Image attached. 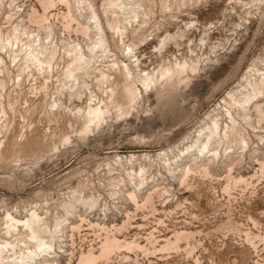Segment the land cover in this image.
I'll return each mask as SVG.
<instances>
[{"label":"rangeland","instance_id":"1","mask_svg":"<svg viewBox=\"0 0 264 264\" xmlns=\"http://www.w3.org/2000/svg\"><path fill=\"white\" fill-rule=\"evenodd\" d=\"M43 7L0 0V264H264V90L244 101L264 77V0H65L39 23ZM31 51L51 68L27 69ZM74 58L88 66L70 76ZM184 64L188 81L139 82ZM126 67L140 99L120 116ZM99 100L109 119L81 135L76 109ZM32 212L41 260L6 230ZM114 236L133 246L101 255Z\"/></svg>","mask_w":264,"mask_h":264},{"label":"bare ground","instance_id":"2","mask_svg":"<svg viewBox=\"0 0 264 264\" xmlns=\"http://www.w3.org/2000/svg\"><path fill=\"white\" fill-rule=\"evenodd\" d=\"M56 1H58V2H65V0H41V4L44 6L43 8H44V11H45V14L44 15H42V16H40V18H39V20H38V22L39 23H45V22H47V16H46V12L50 9V8H52L53 6H54V4H56ZM12 3H14V2H12ZM68 8H69V6H68ZM34 15V14H33ZM38 16V15H37ZM66 17V16H65ZM31 18V17H30ZM33 18V17H32ZM37 18V17H36ZM36 18H34V21L36 20ZM69 18V17H68ZM72 19V18H71ZM31 20H33V19H31ZM73 20V19H72ZM72 20H71V22H72ZM74 21V20H73ZM70 21H69V23H71ZM69 25V27H70V25H72V23L71 24H68ZM81 26V25H80ZM68 27V26H67ZM82 28V27H81ZM87 29V27L85 28V30ZM80 30V29H79ZM78 30V31H79ZM82 30H84V28H82ZM84 30V32H86ZM83 32V31H82ZM83 32V33H84ZM87 33H88V31H87ZM86 34V33H85ZM20 37H21V35H20ZM20 37H18V35H17V37H15L16 39H15V41L16 42H19L20 41ZM21 39H22V37H21ZM1 40V39H0ZM10 41V40H9ZM24 44V43H23ZM22 44V45H23ZM27 44H29V43H27ZM27 44H24L23 46L24 47H26L25 45H27ZM31 45V44H30ZM30 45H28V46H30ZM27 46V47H28ZM23 47V48H24ZM2 49V48H1ZM21 52H23V49H22V47H21V50H20ZM27 51H28V48H27ZM40 51V50H39ZM41 51H43V50H41ZM40 51V52H41ZM32 52H34V51H31V52H29V54L31 53L32 55H33V53ZM35 53V52H34ZM45 52H41V54H44ZM90 53H92V52H90ZM40 54V55H41ZM50 54V53H49ZM52 54V53H51ZM50 54V55H51ZM36 55V56H35ZM38 54H34L32 57H34L33 59H32V57H31V59L30 58H28L29 56H28V52H27V57H26V59H25V64H26V67H27V69H29V67L31 66L30 65V63L32 64L35 60H37V62H39L41 65L39 66V68H38V70H39V72H42V71H44L45 70V72L47 71L46 69L48 68L49 69V67L51 66L50 64L53 62L52 61V59H53V57H51L52 55L54 56V53L51 55V56H48V57H50L49 58V60L48 61H46V60H43L41 57H43V55H41V57L40 56H37ZM45 55V54H44ZM77 55V54H76ZM81 57H83L82 55H80ZM14 57H15V55H14ZM13 57V58H14ZM17 57V56H16ZM74 57V56H73ZM73 57H72V59H73ZM95 57V56H94ZM78 58H80V57H78ZM77 58V60H76V58H74L76 61H77V63H76V61H75V63L74 64H76L75 66H73V68L72 67H70L69 66V68L68 69H70V70H67V75H72L73 76V74H75L77 71H80L81 69L83 70L84 68L86 69L87 68V66H88V61H87V59H85L84 57V60L87 62H85L82 58L81 59H78ZM15 59V58H14ZM54 60V59H53ZM14 62H16L15 60H14ZM72 62V61H71ZM0 64H2V61H1V59H0ZM13 64V63H12ZM87 64V65H86ZM117 64V63H116ZM33 65V64H32ZM115 65V64H114ZM37 66V65H36ZM72 66V65H71ZM86 66V67H85ZM25 67V68H26ZM31 68V67H30ZM51 68V67H50ZM72 68V69H71ZM6 70V69H5ZM23 70V69H22ZM51 70V69H50ZM190 70H191V72H196V68L193 66V67H191L190 68ZM131 70L128 68V67H126L125 69H124V71L122 72L123 73V75H124V79H126V82H125V85H124V87H123V89L120 91V96H119V94H118V96H119V99L118 98H116L117 100H114L112 97L114 96V94H113V92H111V94H110V96H108V98H109V100H110V104L113 106L114 105V108H118L119 109V112L121 113L120 114V116L121 115H124V114H127L130 110H133V108L135 107V105L138 103V101H139V99H140V95H139V93H138V90H137V88L135 89V87L136 86H133V84H130V83H132V82H130L128 79H129V75H130V78L132 77L131 75V72H130ZM69 72V73H68ZM144 72V71H143ZM50 73H51V71H50ZM186 73H187V65L186 64H184V65H182V66H179V68H177V69H172V68H167V69H165V70H163L162 71V73H161V78L159 79H156V77H155V79H154V77H152V76H150L149 74H145L144 76L142 75L141 76V78H140V80H139V82H141V85L143 86V88H146V90H148L152 85H156V84H158L159 83V81L161 82V81H173L174 79H177L179 82H185V81H188V76L186 75ZM101 74H103V73H101ZM100 74V75H101ZM66 75V76H67ZM140 77V76H139ZM69 78H71V77H69ZM109 79V77H108V75H101V78H100V80H102V81H104V82H107V80ZM139 79V78H138ZM46 81V80H45ZM101 81V82H102ZM130 83H129V82ZM158 83H157V82ZM6 82V81H5ZM5 82L3 81V80H1V78H0V91L1 90H4L5 88H6V85H5ZM100 82V83H101ZM134 82V81H133ZM163 82V83H164ZM103 83V82H102ZM127 83V84H126ZM104 84H107V83H104ZM162 84V83H161ZM46 85V84H45ZM263 90H264V77H263V79L261 80V82L260 83H257L256 84V87L254 86L253 87V89H252V91H253V93H252V95H250L246 100H244L245 101V104L247 105V103L250 105L251 104V102L253 101V100H256V99H259V97H260V95H261V93L263 92ZM230 95H232V94H230ZM229 95V96H230ZM0 96H1V92H0ZM118 96H116V97H118ZM228 96V97H229ZM233 97V96H232ZM230 99H233L234 100V98H230ZM121 102H123V104H121ZM83 103V102H82ZM139 104V103H138ZM231 104V103H230ZM237 104H238V102L236 103V105H234L233 104V106H237ZM0 105H1V103H0ZM79 105V104H78ZM110 105V106H111ZM125 105L127 106L126 108H124L125 107ZM241 105V104H240ZM232 106V105H231ZM78 107V106H77ZM110 107L108 106V104L107 103H105L104 102V100L102 101V100H99V101H96V102H92L90 105H88V107H87V109H86V111L84 112V115H83V113H82V110H81V107H78L77 109H76V114H75V116L76 117H78V118H82V117H84V119H85V124H84V128L82 129V131L80 132V134L81 135H88V134H90L92 131H93V129L94 128H97V127H99L101 124H103L105 121H106V119L109 117V115H110V109H109ZM233 108H235V107H233ZM232 108V109H233ZM245 109V108H244ZM236 110L237 111H239V108H236ZM116 111V110H115ZM131 112V111H130ZM2 114H3V116L5 115L4 113H3V111H2ZM2 114H0V116L2 115ZM82 116V117H81ZM262 116V115H261ZM109 119V118H108ZM232 120H234L233 119V117H232ZM1 122H2V119L0 118V124H1ZM4 123H6L5 121H4ZM3 123V124H4ZM216 123H214V128H216V130H217V125H215ZM5 125V124H4ZM6 126V125H5ZM4 126V127H5ZM233 127H235V126H233ZM233 131L232 132H234V134L235 133H238V130L235 128H233L232 129ZM213 133V132H212ZM226 135V134H225ZM66 142H69V138H67L66 140H65ZM220 143V142H219ZM33 144L35 145L36 144V142L34 141L33 142ZM0 145H2V141L0 140ZM19 145V144H18ZM26 145H28V143L26 144ZM32 146V145H31ZM25 149V148H24ZM21 150H19V151H17V155H18V153L20 152ZM210 151H208V153H209ZM203 156H205V154L203 155ZM208 173V172H207ZM241 180V179H240ZM244 182V181H243ZM236 183V182H235ZM247 183V182H246ZM147 199H148V201H149V199H152V196H150L149 195V197H147ZM133 200V199H132ZM136 200V199H135ZM150 202V201H149ZM147 203V202H146ZM7 216V219H8V222H7V224H6V230H7V235L9 236H11V234L14 232L15 234L18 232V229L17 228H20V227H23L24 229H26L27 230V232H30V233H32V236H31V238L34 240V242H33V240H30V241H32V244L31 245H34L35 243H36V248H37V251H36V253H35V255H36V257H38V259H40L41 260V258L42 259H44V250L43 249H45L46 248V245L45 244H43V243H40V241H39V239H41L40 238V236H37V235H39V227H37L38 228V234L35 232V229H34V226L33 225H36V224H38L39 222H40V218L41 217H39V215H37V213L36 212H32V215H30L31 216V218L30 219H27V220H25V221H22V220H17L16 218H14L11 214H6ZM29 216V217H30ZM41 223V222H40ZM39 223V224H40ZM38 226V225H37ZM41 227H42V225H41ZM36 228V229H37ZM23 229V230H24ZM75 229V228H74ZM103 229V228H102ZM42 231V230H41ZM42 233H44V231H42ZM35 234H37V235H35ZM41 234V233H40ZM177 237H178V235H176ZM183 236H185V235H183ZM190 236V235H189ZM27 238H30V237H28L27 236ZM177 239V238H176ZM182 239V238H181ZM180 239V240H181ZM185 239V238H184ZM43 236H42V242H43ZM178 240V239H177ZM176 240V241H177ZM29 241V242H30ZM36 241V242H35ZM179 241V240H178ZM6 244V246H12V248H13V245H11V243L9 242V243H7V242H5ZM38 243V244H37ZM179 243V242H178ZM3 244V243H2ZM1 244V245H2ZM128 243H126V244H124L123 245V242H121V241H119L115 236L114 237H112V238H110V237H107L106 238V241L103 243V247H102V249H101V252H102V254L101 255H108L109 253H111L112 251H115V250H117V249H120V248H124V247H126L125 245H127ZM129 245L130 246H133V245H131V244H128L127 246H128V248H129ZM174 245V244H173ZM6 246H4L3 245V247H4V249L6 248V250H7V247ZM2 247V248H3ZM134 247H135V249H143V247H141L140 245H134ZM1 248V247H0ZM1 248V250H3ZM15 248V247H14ZM49 247H47L46 249H48ZM131 248H133V247H131ZM130 248V249H131ZM179 248V247H178ZM8 249H10L9 247H8ZM31 249V248H30ZM32 249H34V247H32ZM50 249V248H49ZM126 249H127V247H126ZM0 250V256H1V254H2V251ZM132 250V249H131ZM163 250V249H162ZM5 251V250H4ZM10 251V250H9ZM29 251V250H28ZM31 251V250H30ZM32 253H34L33 252V250L31 251V253L29 254V255H31V257L29 256V255H27V257L29 256L31 259H32V261H34L35 260V257H34V255L32 254ZM13 256V255H12ZM33 256V257H32ZM110 256V255H109ZM46 257V256H45ZM103 257V256H102ZM108 257V256H107ZM106 257L104 256V259H105ZM2 259V258H1ZM0 259V260H1ZM24 259V258H23ZM26 259V258H25ZM28 259V258H27ZM31 259L29 260L30 262H31ZM37 259V258H36ZM37 259V260H38ZM97 259H98V257L97 256H95L93 253H90V254H88V255H84V256H82V258L80 259V262L78 263V264H96V262H97ZM108 259H109V257H108ZM19 263V262H18ZM41 263H43V264H51V263H53V260H52V262H50V261H48V260H44V262H41ZM198 263V262H197ZM54 264H56V263H54Z\"/></svg>","mask_w":264,"mask_h":264}]
</instances>
